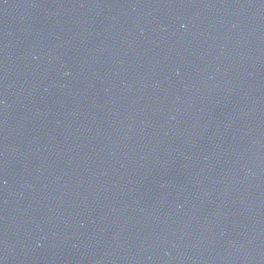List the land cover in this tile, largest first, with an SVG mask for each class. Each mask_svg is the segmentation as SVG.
<instances>
[{"label": "water", "instance_id": "water-1", "mask_svg": "<svg viewBox=\"0 0 264 264\" xmlns=\"http://www.w3.org/2000/svg\"><path fill=\"white\" fill-rule=\"evenodd\" d=\"M0 264H264V0H0Z\"/></svg>", "mask_w": 264, "mask_h": 264}]
</instances>
